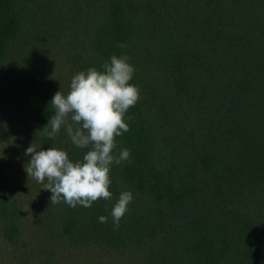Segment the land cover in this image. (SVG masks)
Wrapping results in <instances>:
<instances>
[{
  "label": "trees",
  "instance_id": "16d2710c",
  "mask_svg": "<svg viewBox=\"0 0 264 264\" xmlns=\"http://www.w3.org/2000/svg\"><path fill=\"white\" fill-rule=\"evenodd\" d=\"M64 20L87 41L88 69L129 57L140 99L117 137L131 162L111 169L113 199L61 202L59 237L123 264H264V0H0V65L46 144L53 89L23 55ZM123 191L134 199L114 230Z\"/></svg>",
  "mask_w": 264,
  "mask_h": 264
},
{
  "label": "rangeland",
  "instance_id": "374dc122",
  "mask_svg": "<svg viewBox=\"0 0 264 264\" xmlns=\"http://www.w3.org/2000/svg\"><path fill=\"white\" fill-rule=\"evenodd\" d=\"M68 5V4H67ZM44 14L53 11L44 6ZM62 15L67 10L61 7ZM49 45L39 54L24 53V67L35 69L44 86L53 93L67 94L72 77L88 70L87 41L71 21H48ZM6 67L0 65V199L6 201L14 224L8 222L0 205V264H123L103 251L76 248L59 237L55 217L62 205L51 204L52 193L28 177L25 155L33 143L37 149L55 147L71 158L75 147L62 126L57 138L46 144L38 134L29 103L20 99L5 79Z\"/></svg>",
  "mask_w": 264,
  "mask_h": 264
},
{
  "label": "clouds",
  "instance_id": "9594fccd",
  "mask_svg": "<svg viewBox=\"0 0 264 264\" xmlns=\"http://www.w3.org/2000/svg\"><path fill=\"white\" fill-rule=\"evenodd\" d=\"M101 68L76 73L67 94L61 90L54 94L50 104L54 115L43 128L47 137L55 140L63 126L75 147L88 149L82 160L72 161L65 150L55 147L38 150L35 143L25 151L31 157L25 171L43 190L52 193L51 204L63 202L71 208H90L101 199L112 200L111 169L131 162L129 149L117 151V137L130 130L126 114L140 99L139 87L130 83L135 67L127 55H112ZM132 119L127 116V120ZM133 199L131 191L119 194L110 212L114 230L119 228ZM98 220L107 223L108 217L100 216Z\"/></svg>",
  "mask_w": 264,
  "mask_h": 264
}]
</instances>
